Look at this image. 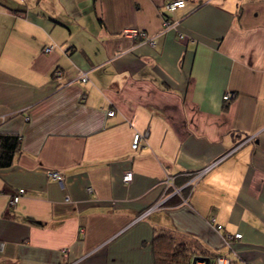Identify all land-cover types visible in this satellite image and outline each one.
Listing matches in <instances>:
<instances>
[{
    "label": "crops",
    "instance_id": "obj_1",
    "mask_svg": "<svg viewBox=\"0 0 264 264\" xmlns=\"http://www.w3.org/2000/svg\"><path fill=\"white\" fill-rule=\"evenodd\" d=\"M165 1L0 0V264H154L158 229L264 264V0Z\"/></svg>",
    "mask_w": 264,
    "mask_h": 264
},
{
    "label": "built area",
    "instance_id": "obj_2",
    "mask_svg": "<svg viewBox=\"0 0 264 264\" xmlns=\"http://www.w3.org/2000/svg\"><path fill=\"white\" fill-rule=\"evenodd\" d=\"M185 5V0H166L163 4L162 7L163 9L166 11V14L164 15L163 21H162V30H168L171 28H176L177 24H178V19L172 18L170 14H172L176 9L184 7ZM129 34H131L132 36L139 38L141 41L146 42L149 45H154L155 44V39L154 36L150 33H148L145 30L142 29H132L130 31H128ZM183 35L181 33H178V37H182ZM55 47V44H48L45 45L43 47V52L45 53H49L50 51H52ZM54 75L56 77L61 75V71L58 69L54 70ZM78 78L80 79V81L82 82H87L88 81V76H87V71L84 70H80L78 73ZM232 97V93H230V91H226L222 98L224 101H228L230 100V98ZM108 115H113V110H108L107 111ZM5 120V116L0 117V123L3 122ZM146 133H138L136 132L133 137H132V141H131V147L133 149H136L139 145L143 144L144 142V138H145ZM48 176L54 180H56L60 185H63V176L60 172L56 171V170H48ZM200 175L199 172H197L195 174V179L198 178V176ZM132 179V172L130 170L124 171L122 174V180L124 182H129ZM170 178H166V185L169 184ZM88 191H91V188H88ZM24 192L23 188H18L16 189V191L14 193L11 194L9 200H8V209L15 206L17 201L19 200V198L21 197L22 193ZM67 199V197H66ZM211 222H214V218H211ZM217 229H220L221 226L220 225H216ZM241 234L240 233H229V232H224L222 233V237L224 239V241L229 244L231 239L233 237H240ZM3 248V242L0 241V251ZM62 252H65V249H62ZM201 264H203V262H200ZM212 264H232V260L230 256L227 255H222V256H218L215 257L213 259Z\"/></svg>",
    "mask_w": 264,
    "mask_h": 264
},
{
    "label": "trees",
    "instance_id": "obj_3",
    "mask_svg": "<svg viewBox=\"0 0 264 264\" xmlns=\"http://www.w3.org/2000/svg\"><path fill=\"white\" fill-rule=\"evenodd\" d=\"M227 107L228 104H225L224 109ZM20 143L19 135L0 131V168L9 167L12 164L14 154L20 149ZM183 188L186 192L190 185ZM175 201L179 202V198H174ZM152 252L154 264H191L193 257L204 255L209 258L208 264H212L215 257L222 256L212 257L210 253L200 252L191 242L177 238L165 229H158L154 232Z\"/></svg>",
    "mask_w": 264,
    "mask_h": 264
},
{
    "label": "water",
    "instance_id": "obj_4",
    "mask_svg": "<svg viewBox=\"0 0 264 264\" xmlns=\"http://www.w3.org/2000/svg\"><path fill=\"white\" fill-rule=\"evenodd\" d=\"M196 261H203L204 264H208L209 258L205 256H195L191 260V264H196Z\"/></svg>",
    "mask_w": 264,
    "mask_h": 264
},
{
    "label": "rangeland",
    "instance_id": "obj_5",
    "mask_svg": "<svg viewBox=\"0 0 264 264\" xmlns=\"http://www.w3.org/2000/svg\"><path fill=\"white\" fill-rule=\"evenodd\" d=\"M56 171H58V170H56ZM58 172H60V171H58ZM61 173V172H60ZM62 174V173H61ZM63 176V175H62ZM200 262H203V261H198V262H196V264H201ZM203 264H204V262H203Z\"/></svg>",
    "mask_w": 264,
    "mask_h": 264
}]
</instances>
